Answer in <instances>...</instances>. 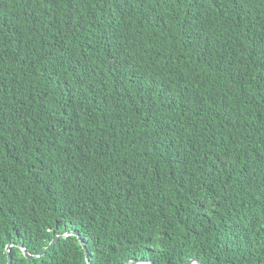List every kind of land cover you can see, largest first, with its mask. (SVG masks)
I'll list each match as a JSON object with an SVG mask.
<instances>
[{
	"label": "trees",
	"instance_id": "1",
	"mask_svg": "<svg viewBox=\"0 0 264 264\" xmlns=\"http://www.w3.org/2000/svg\"><path fill=\"white\" fill-rule=\"evenodd\" d=\"M264 264V0H0V264ZM143 264V263H134Z\"/></svg>",
	"mask_w": 264,
	"mask_h": 264
},
{
	"label": "water",
	"instance_id": "2",
	"mask_svg": "<svg viewBox=\"0 0 264 264\" xmlns=\"http://www.w3.org/2000/svg\"><path fill=\"white\" fill-rule=\"evenodd\" d=\"M69 236H77L78 237V239H79V241H80L83 249L85 250L86 260L90 264L89 258H88V250H87L86 244H85L84 240L82 239L81 235L77 231H68V232H66L64 234H58L50 242V244L42 252H40L38 254H31V253H29L27 251V249L23 245H20V247L22 248V250H23L24 255L26 256V258H28V259H34V258H38V257L43 256L61 238H66V237H69ZM12 245L13 244H10L6 248V253H7V257H8V263L7 264H12V255H11V252H10V249H11V246ZM134 263L154 264L152 261H150V260H144V259L131 260V261L125 263V264H134ZM185 264H201V262L199 261L198 258H193V259L187 261Z\"/></svg>",
	"mask_w": 264,
	"mask_h": 264
}]
</instances>
